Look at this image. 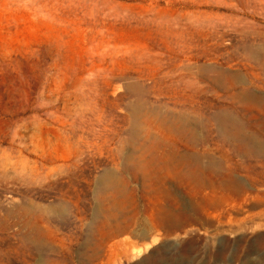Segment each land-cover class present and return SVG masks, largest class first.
I'll return each mask as SVG.
<instances>
[{
    "label": "rangeland",
    "instance_id": "1",
    "mask_svg": "<svg viewBox=\"0 0 264 264\" xmlns=\"http://www.w3.org/2000/svg\"><path fill=\"white\" fill-rule=\"evenodd\" d=\"M221 110L264 143V0H0V264H264V149ZM153 137L201 181L136 171Z\"/></svg>",
    "mask_w": 264,
    "mask_h": 264
},
{
    "label": "bare ground",
    "instance_id": "2",
    "mask_svg": "<svg viewBox=\"0 0 264 264\" xmlns=\"http://www.w3.org/2000/svg\"><path fill=\"white\" fill-rule=\"evenodd\" d=\"M187 87L192 90L193 84L189 83V84H187ZM175 90H178V88H176ZM244 91H245V93L248 92V90H246V89ZM131 111H133L132 113L134 115V120H133L134 121L133 122L134 127L133 128L135 130V133L139 134L141 132L140 130H141L142 124L139 121L137 116H138L140 110L136 107V108H133ZM159 112H160V110H159ZM159 112L157 110L155 112V110H154V112L151 113V115L156 120L159 127L165 129L168 132L177 133L181 137H187L191 141H193L197 138L198 127L191 123V118L186 112L182 111L179 113L177 112L176 114L172 113L173 116H168V115H165L164 112H162V114H161V112L160 113ZM235 120L236 119L234 118L233 113H231L228 110H221L219 112L214 113L211 116V121H213L217 125L219 132L224 136H227L231 139L237 140L239 142V145L243 146V149L248 148L251 152L259 151L260 149H264V143L260 144L258 142L259 140H257L256 138L246 137L242 131H239L238 125H237ZM156 138H154V137L152 139L150 138V141H149L150 142V145H149L150 153L146 151V153L151 154V155H149V158L146 156L148 154H146L145 152L143 153V155H140L137 157H134V156H128L127 157V161L134 165V169L136 171L143 172L145 177L147 174L148 179H150L151 177L154 178L159 174V178L162 177L166 180V179H169L168 177L170 176L169 175L170 173H172L171 176L175 175V177L180 178L181 177L180 175L183 173V171L180 172L181 168H184L182 170H184V171L186 170V173H185V176L184 175H182V176H184V177L187 176L188 178H192V179L194 178L197 181H201V178L198 174V170L201 168V165L203 163H201V158L199 156H196V154H193L192 152H184L181 148L176 147V146L174 149L173 148L171 149L169 154L167 152V153H165L166 155L164 153H162L163 155H161V156L159 154L156 155L155 152H158L157 151V148H158L157 145L160 142V140L156 139ZM213 165L215 166L216 163L209 161L206 164V168L202 167L201 170L203 171V169H205V170L211 169L213 167ZM152 172L155 173V174L153 173L154 177H153ZM157 172H158V174H157ZM149 173H150V175H148ZM113 175L114 174L111 173V171L110 172L107 171V172H104L102 174V176L100 177V181H99V184L102 187L101 190L103 188L104 189L105 188L115 189L117 187V184H118L116 181L117 179ZM166 175H169V176H166ZM149 176H151V177H149ZM156 178H158V177H156ZM146 179H147V177H146ZM150 180H153V179H150ZM52 209L53 208H51V210ZM25 212L27 213L28 211L25 210ZM48 212L50 213V211H48ZM33 239H34L35 243L37 244V246L38 245L40 246V244L43 243L44 237L42 236V234L40 232H37V233H34ZM48 263H50V262H48V261L45 262L42 259V261L39 264H48Z\"/></svg>",
    "mask_w": 264,
    "mask_h": 264
}]
</instances>
